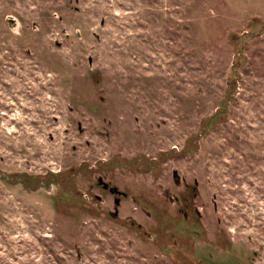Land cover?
<instances>
[{
  "label": "rangeland",
  "instance_id": "1",
  "mask_svg": "<svg viewBox=\"0 0 264 264\" xmlns=\"http://www.w3.org/2000/svg\"><path fill=\"white\" fill-rule=\"evenodd\" d=\"M0 264H264V0H0Z\"/></svg>",
  "mask_w": 264,
  "mask_h": 264
},
{
  "label": "water",
  "instance_id": "2",
  "mask_svg": "<svg viewBox=\"0 0 264 264\" xmlns=\"http://www.w3.org/2000/svg\"><path fill=\"white\" fill-rule=\"evenodd\" d=\"M100 183H103L104 187L107 188L109 187V184L108 183H104L102 179H100ZM110 190L113 192V193H119V194H122V195H127L126 192H123L121 190H119L116 186H111L110 187ZM116 203L119 204L120 203V198H117L116 199ZM115 215H117V212L114 213Z\"/></svg>",
  "mask_w": 264,
  "mask_h": 264
},
{
  "label": "trees",
  "instance_id": "3",
  "mask_svg": "<svg viewBox=\"0 0 264 264\" xmlns=\"http://www.w3.org/2000/svg\"><path fill=\"white\" fill-rule=\"evenodd\" d=\"M231 84H235L234 82H231ZM222 111L220 112H217L214 116H212L209 120V123H211L212 125H215L217 123V121L219 120L218 116L219 115H223V112L221 114ZM28 183H31L30 179L29 178H26Z\"/></svg>",
  "mask_w": 264,
  "mask_h": 264
}]
</instances>
